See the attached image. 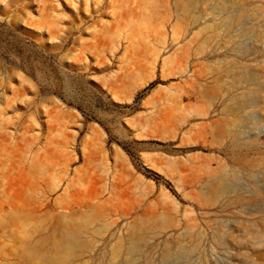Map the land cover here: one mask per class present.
Here are the masks:
<instances>
[{"label": "rangeland", "instance_id": "obj_1", "mask_svg": "<svg viewBox=\"0 0 264 264\" xmlns=\"http://www.w3.org/2000/svg\"><path fill=\"white\" fill-rule=\"evenodd\" d=\"M126 1L0 0V208H12L7 179L24 173L23 212L60 200L67 214L79 187L109 206L75 264H264V0H191L184 23L170 14L158 30Z\"/></svg>", "mask_w": 264, "mask_h": 264}, {"label": "bare ground", "instance_id": "obj_2", "mask_svg": "<svg viewBox=\"0 0 264 264\" xmlns=\"http://www.w3.org/2000/svg\"><path fill=\"white\" fill-rule=\"evenodd\" d=\"M127 1L129 2L130 0H127ZM127 1H126V3H127ZM131 1H132V3H134V7L128 9L129 10V15H131L130 18H134V19H136L138 21L140 20L139 23L142 22L144 24H149V26H150V23H152L154 21V23L151 24V27L154 25L153 28H156V29L159 28L160 27L159 25L161 24L160 23L159 25H157L158 27H156L155 21L158 18L164 19L165 17H170L172 14H173V17L172 16L171 17L175 20V22L173 24L174 26L175 25L178 26V24L184 23L185 22L184 15H185V12H186V9L185 8L191 4V0H172V1L170 0L171 2H169V3L171 4V6L168 3V0H131ZM123 8H125V7H123ZM126 8H127V6H126ZM158 8H161L162 11H163V13H161V14L158 13L157 12V9ZM120 11H122V10H120ZM121 20H122V17H121ZM121 20L118 19V21H120V22H121ZM127 20L130 21L132 19H128L127 18ZM136 20L135 21H130V22L128 21V22L130 24H132V27H135L136 25H134L133 22H137ZM122 21H124V19ZM139 23L137 22V24H139ZM213 24H215V23L212 22V26H213ZM147 26H146V28L148 30H152V28L149 29ZM206 26H209V25L207 24ZM133 30H135V29H133ZM135 31H133L134 34L136 33ZM159 31H157V32H159ZM203 32H205V31H203ZM158 36H161V35L158 34ZM142 37H144V36H142ZM140 39L141 38H139V40ZM200 45H202V44H200ZM184 52L187 53V51H184ZM182 55H185V54H182ZM171 58L173 59L172 55L170 57L167 56L165 58H162L163 59L162 60V65L165 66V65H167V63H170ZM139 64H140V62H139ZM128 74H130V73H128ZM132 76H131V74L128 75V76H126V73H125V78H124L125 80L127 78V83L126 84L131 89L136 84L135 83L136 80H134L133 79L134 76L133 77ZM125 80H123V81H125ZM123 85H125V84H123ZM176 106H178V105H176ZM170 113H169V115L171 116L172 113L171 114ZM180 115H182V114H180ZM185 115H186V113H185ZM52 122H54V121H52ZM155 128H156V126H155ZM160 128H161V125H160ZM90 144H91V142H90ZM94 144H95V142H94ZM46 145H44V146H46ZM4 146H2V147H4ZM15 146H17V145H15ZM49 146H50V144H49ZM9 149H12V148H9ZM17 149H18V147H17ZM3 151H6V150H3ZM11 153H8V156L9 155L11 156ZM13 153H15V149H14ZM13 153H12V157H13ZM4 155H5V153H4ZM34 156H33V159H34ZM5 158H7V157H5ZM14 158L17 159V157H14ZM18 158H20V157H18ZM89 162H91V160H89ZM34 164H33V166H35ZM169 164H170V162H169ZM222 164L223 163H221L220 168H217V170H219V172L220 171L223 172L227 168V166H224V165L222 166ZM24 166H25V164H24ZM24 166L22 165L21 167H24ZM30 166H32V165L30 164ZM123 166H125V165H123ZM172 166H174V165H172ZM172 166L170 165V167H172ZM167 167H169V166H167ZM30 168L33 169V170H36L37 169L36 166L35 167H30ZM11 170H12V168H11ZM20 170H21V168H20ZM122 171H124V168L122 169ZM125 171H127V169H125ZM30 172H34V171L31 170ZM192 172H193V170H192ZM194 172H196V171H194ZM194 172H193V175L192 176L197 175V174H194ZM205 172H206L205 175L207 176V178L217 177V175L219 173L218 171H216V173H214V171H213V173L212 172H209V171H205ZM8 176H9V174H8ZM79 176H81V175L79 174L78 177ZM39 177L41 179V176H39ZM97 178H99V177H97ZM126 178H124V179H126ZM5 179H7V177ZM122 179L120 178V181ZM194 179H195V177H194ZM7 180H9V192L12 194V197L11 198H9V197L6 198L5 197L6 199H9V201L7 200L8 202H6V204H8V206H10V208L11 207L12 208L9 210L10 211L9 213H3V209L0 208V264H75L77 262L78 258H79L78 257L79 255L77 254V251L83 245L81 243V241H80V236L83 235V231L86 230V229H88L89 226L91 227L93 224L99 222V220H102L101 219L102 216L104 215V213H106L104 211L105 208L109 207V206L105 207V204H106L105 201L106 200L104 201V203H105L104 205L102 204V202H99V204L98 203L97 204H94V203H90V202L89 203L84 202L83 201L85 199L84 198V195L82 193L78 192V191H80V189L82 191V188L79 187V190L76 191V194L73 196L74 197L73 202H71V204L68 202L69 204L67 203V205L68 206H76L77 208H82L80 210L77 209V208L74 209V208L71 207L69 213H67V214L66 213H63V211L60 212V211H58L57 209L54 208V206L56 205V203L58 204L59 201H60V200H57L56 202H54V204L52 206L49 207V210L46 211V212H44V213H42L41 208L30 209L29 210L30 212L26 213V212H23V209L22 208L24 206H26V205H23V204H24V202L27 201L28 195L30 194V193L27 194L28 190L31 189V186L28 183L26 174H24V173H18L15 177H12L11 179L8 178ZM88 180H89V184H90V182H91L90 178ZM40 181H42V180H40ZM191 182H193V181L191 180ZM125 183L126 182L124 181V185H125ZM72 184H74V181H73ZM122 185H123V183H122ZM87 186L88 185H86V188H87ZM200 189H202V188H200ZM4 190L5 189H3L1 191H4ZM48 190H49V188H48ZM83 191H84V189H83ZM121 191H122V189H121ZM5 193L6 192H4L2 195L4 196ZM201 194H204V193H201ZM113 195L119 199L118 202H117L118 203V206H125L124 196H123V194H121V192L119 190H116L115 188H113L112 189V196ZM5 196H6V194H5ZM110 197H111V195H110ZM31 199H32V197H31ZM67 199L71 201V199H69V197ZM62 200L63 199H61V201ZM110 201H111V198L109 199V202ZM115 202L116 201H114V203ZM2 204L4 205V203H2ZM111 205H113V204H111ZM0 206H2V205H0ZM30 207H32V206H30ZM114 210H116V209L114 208ZM164 216L161 217V215H160V218H164ZM166 221H168V220H166ZM259 235H260L259 236L260 242L264 243V228H263V231L261 232V234H259ZM130 237H131V235H130ZM130 237H129V235H127L125 237H120V238L116 239V241L114 242V244L111 245L112 246L111 247L112 248L111 255L112 256H117V255L121 254L122 252H127V249H128V246H129ZM3 239H4V241H3Z\"/></svg>", "mask_w": 264, "mask_h": 264}, {"label": "crops", "instance_id": "obj_3", "mask_svg": "<svg viewBox=\"0 0 264 264\" xmlns=\"http://www.w3.org/2000/svg\"><path fill=\"white\" fill-rule=\"evenodd\" d=\"M180 123H185V124H187L188 123V121H187V119H184L182 122H180ZM143 125H146L147 126V124H146V122H145V120H144V123H143ZM154 129H156L155 131H153V132H157V131H159V129H158V126L156 125V128H155V126H154ZM166 132H168V131H173L172 130V125L171 126H169L168 128H166V130H165ZM113 132H115L118 136H121L122 135V131L120 130V129H114L113 130ZM96 136V135H95ZM94 136V138H93V140H91L90 142H91V144H94V142H95V144L97 143V137H95ZM121 138V137H120ZM89 142V143H90ZM90 159H95V158H92V157H89ZM121 158V157H120ZM119 158V156L117 157V156H114L113 157V166L116 168V179L115 180H118V182H124V181H126L127 180V178H129L128 176H131V172H130V170H129V167H127V165H126V163H125V159L124 158H121L120 159ZM120 160V161H119ZM122 164V165H121ZM123 165H125V166H123ZM124 168V171H122V169ZM125 169H127V171H125ZM129 172V173H128ZM119 173V174H118ZM125 175V176H124ZM127 177V178H126ZM120 178L122 179L121 181H120ZM124 178H126V179H124ZM121 187V186H120ZM117 189L119 190L120 188L119 187H117ZM116 189V190H117ZM121 192V191H120ZM122 193V192H121Z\"/></svg>", "mask_w": 264, "mask_h": 264}]
</instances>
